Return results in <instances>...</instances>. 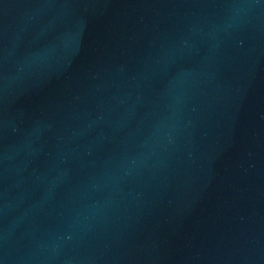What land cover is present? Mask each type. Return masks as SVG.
<instances>
[{
  "label": "water",
  "instance_id": "1",
  "mask_svg": "<svg viewBox=\"0 0 264 264\" xmlns=\"http://www.w3.org/2000/svg\"><path fill=\"white\" fill-rule=\"evenodd\" d=\"M0 264H264V0H0Z\"/></svg>",
  "mask_w": 264,
  "mask_h": 264
}]
</instances>
